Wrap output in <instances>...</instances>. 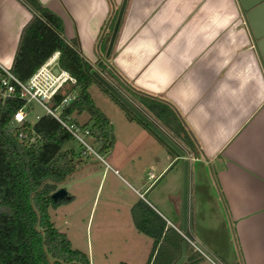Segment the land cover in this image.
I'll return each mask as SVG.
<instances>
[{"label": "crops", "instance_id": "0c3cea01", "mask_svg": "<svg viewBox=\"0 0 264 264\" xmlns=\"http://www.w3.org/2000/svg\"><path fill=\"white\" fill-rule=\"evenodd\" d=\"M38 2L59 18L63 39L76 40L80 54L95 70L103 66L108 83L183 152L181 157L168 151L92 85L89 97L106 119L112 140L104 157L105 168L116 173L127 172L132 166L141 172L144 163L146 177L138 180L142 193L127 185L137 200L174 230L180 228V186L175 180L183 160L188 168L193 163L208 168L225 206L242 264H264V68L238 0ZM29 18V12L17 0H0V64L4 67L10 68L21 29ZM152 103L169 108L193 149L181 143L163 122L166 119L161 121L155 115ZM73 116L78 124L87 122L86 114ZM149 174L152 179H148ZM143 194H149L158 208ZM192 197L199 199L194 192ZM199 207L193 208L195 232L209 230L208 222L200 220ZM198 235L204 251L217 257ZM188 237L198 247L192 234ZM198 249L206 257L201 255L198 264H216L202 248ZM231 254L226 258L236 264Z\"/></svg>", "mask_w": 264, "mask_h": 264}, {"label": "trees", "instance_id": "16d2710c", "mask_svg": "<svg viewBox=\"0 0 264 264\" xmlns=\"http://www.w3.org/2000/svg\"><path fill=\"white\" fill-rule=\"evenodd\" d=\"M17 1L30 14L21 29L10 66L11 73L19 81H26L41 64L57 53L56 67L73 83H66L52 97L50 108L55 109L62 99L69 98L60 111V117L78 124L72 115L86 114L87 122L82 125H89L90 134L98 139L99 151H108L112 140L106 119L89 97L88 89L92 85L176 156L105 88L104 83H108L103 76L105 68L99 66L96 71L80 54L76 40L63 39L57 16L41 6L38 0ZM105 42H102L103 51ZM110 86L117 90L114 85ZM22 105L20 100H7L0 106V264H89L87 255L70 247L65 234L57 231L48 215V210H55L71 200L68 195L67 199L55 202L50 199L57 186L75 171L74 153L64 149L71 142L70 136L52 117L43 114L33 124L24 123L20 127L27 138H33V142L19 141L16 130L10 127V120L13 112ZM152 108L161 121L166 119L163 122L181 143L193 149L189 137L169 108L159 103H152ZM130 214L136 232L151 240L145 264H173L179 256L183 238L141 200L131 206ZM182 234L189 238L186 231ZM233 239L236 242L234 235ZM201 259V255L185 243V259L181 264H198ZM237 264H242L239 250Z\"/></svg>", "mask_w": 264, "mask_h": 264}, {"label": "rangeland", "instance_id": "374dc122", "mask_svg": "<svg viewBox=\"0 0 264 264\" xmlns=\"http://www.w3.org/2000/svg\"><path fill=\"white\" fill-rule=\"evenodd\" d=\"M106 72L108 74L109 70ZM91 94L93 98H96L93 93ZM42 114V109L32 104V109L26 116V120L33 124L36 122L35 117ZM84 118L85 116L78 118V121L81 122ZM64 149L73 151V160L76 165L75 171L57 186L58 189H64L71 196V200L62 203L55 210H48L50 221L54 227L57 231L65 234L72 249L87 255L89 264H145L151 240L138 234L133 226L130 208L138 198L127 185L129 184L131 188L142 193L143 188H140L138 180L146 177V171L143 169L145 164L142 163L141 172L136 171L138 167L135 170L129 166L127 172L112 173L92 156L79 157V148L72 141L67 143ZM95 150L98 149L95 148ZM179 171L175 183L180 186V194L177 199V207L180 212L182 164ZM166 176L167 174L164 175V177ZM193 192L195 195L198 194L200 200H195L196 198L192 197ZM142 196L158 208L150 200L149 194ZM167 197L169 196L165 193V201H167ZM194 205L200 206L198 209L201 215L200 220L208 222L209 230L195 232L194 222L197 218L193 214ZM162 213L172 219L164 211ZM231 229L208 168H202L197 163L191 164L189 168L187 167L185 231L192 234L198 247L202 248L206 256L216 264H232V261L227 260L226 257L230 258L233 253L237 261L238 249ZM197 233L217 252V257H214L207 249L204 251ZM201 264L209 263L202 261Z\"/></svg>", "mask_w": 264, "mask_h": 264}, {"label": "built area", "instance_id": "2783aa9c", "mask_svg": "<svg viewBox=\"0 0 264 264\" xmlns=\"http://www.w3.org/2000/svg\"><path fill=\"white\" fill-rule=\"evenodd\" d=\"M56 56H50L38 69L24 82L19 81L10 71V68L0 64V106L7 100H20L23 105L13 112L10 120V127L16 130L17 139L23 142H33V138H27L24 130L20 127L28 123L26 116L32 109V104L40 107L43 114L52 117L58 125L70 136L71 141L79 148V157L92 156L106 166L104 157L107 150L99 151V142L96 136L91 135L89 125L69 123L60 117V111L69 101L64 98L55 109L50 108L52 97L58 93L66 83H73V80L66 73L56 67ZM57 69L56 72H54ZM42 114V115H43ZM40 116L35 117L36 121ZM30 124V123H28ZM31 125V124H30ZM98 149L97 151L95 150ZM153 175L149 174L148 179ZM176 232L183 238L193 250L200 255H205L198 249L193 241L176 229ZM206 258V257H205ZM211 264H214L211 262Z\"/></svg>", "mask_w": 264, "mask_h": 264}, {"label": "water", "instance_id": "95a60500", "mask_svg": "<svg viewBox=\"0 0 264 264\" xmlns=\"http://www.w3.org/2000/svg\"><path fill=\"white\" fill-rule=\"evenodd\" d=\"M244 19L250 31L251 37L255 42V48L260 57L264 68V0H238ZM122 6L119 8L116 19L113 24L110 39L107 45V51L110 48L113 36L117 29ZM56 72L57 69H54ZM105 88L122 103L133 115H135L143 124H145L156 136H158L167 146H169L179 156H183V152L173 143L158 127H156L148 118H146L137 108L133 106L123 95L112 88L109 83H104ZM68 196L64 189H57L51 195L50 199L55 202L57 200L67 199ZM186 212H187V161L182 162V182H181V203H180V232L186 230ZM185 259V241L180 243V251L177 260L173 264H181Z\"/></svg>", "mask_w": 264, "mask_h": 264}, {"label": "clouds", "instance_id": "9594fccd", "mask_svg": "<svg viewBox=\"0 0 264 264\" xmlns=\"http://www.w3.org/2000/svg\"><path fill=\"white\" fill-rule=\"evenodd\" d=\"M52 56V55H51Z\"/></svg>", "mask_w": 264, "mask_h": 264}]
</instances>
